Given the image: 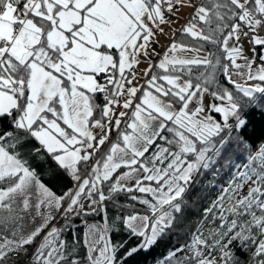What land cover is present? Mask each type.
<instances>
[{
	"label": "snow or ice",
	"instance_id": "6c2138e0",
	"mask_svg": "<svg viewBox=\"0 0 264 264\" xmlns=\"http://www.w3.org/2000/svg\"><path fill=\"white\" fill-rule=\"evenodd\" d=\"M256 110L264 0H0V264H264Z\"/></svg>",
	"mask_w": 264,
	"mask_h": 264
},
{
	"label": "trees",
	"instance_id": "16d2710c",
	"mask_svg": "<svg viewBox=\"0 0 264 264\" xmlns=\"http://www.w3.org/2000/svg\"><path fill=\"white\" fill-rule=\"evenodd\" d=\"M221 80L223 78L221 77ZM217 119L220 117L217 116ZM251 123L247 128V138L249 139L252 149L255 150L261 143H264V113H261L259 110L253 111L250 114ZM228 179L227 176L224 177L223 181H217L218 183H224ZM205 180H211V176L205 177ZM49 186L53 188L54 191L58 193L66 190L67 187H72V183L65 179L60 180H50ZM218 194L215 190H198L197 193L191 194L189 197V206L191 208V212L188 214L187 219L185 221V226L187 225H195V223L200 219L201 212L204 207L208 206V203L211 199H214ZM194 200H198L199 203H194ZM119 202L121 204L126 202V198L124 196L119 197ZM139 207V206H137ZM117 213V209L113 208L109 205V215L115 216ZM99 217L89 218V222H93L94 220H99ZM79 232L82 234L84 231L83 225L80 221L76 222ZM71 237H69L70 239ZM176 237L173 236L171 241H161L160 244L156 245L154 248L147 252H139L134 257L126 261V264H157V261L162 259L166 254L168 249L172 246L176 241ZM128 241L127 247H132L138 243L137 239H130L127 233H124L122 230L119 233H113V242H122ZM81 254L83 255V249H81ZM240 256L243 264H247L248 256L242 255L241 253H237Z\"/></svg>",
	"mask_w": 264,
	"mask_h": 264
},
{
	"label": "rangeland",
	"instance_id": "374dc122",
	"mask_svg": "<svg viewBox=\"0 0 264 264\" xmlns=\"http://www.w3.org/2000/svg\"><path fill=\"white\" fill-rule=\"evenodd\" d=\"M190 11H191V10H190V9H187V8H183V9L180 10L181 22L183 21V18L186 17L187 14H188V12H190ZM161 40H162V38H161ZM161 40H160V41H161ZM167 43H168L167 40H166V41H162V42H160L161 45H166ZM248 47H249V45L247 44V42H245V48H248ZM139 67H140V69L142 70L143 68L147 67V64H146V63H142ZM208 99H209V98L206 97V99H205V103L208 102Z\"/></svg>",
	"mask_w": 264,
	"mask_h": 264
},
{
	"label": "crops",
	"instance_id": "0c3cea01",
	"mask_svg": "<svg viewBox=\"0 0 264 264\" xmlns=\"http://www.w3.org/2000/svg\"><path fill=\"white\" fill-rule=\"evenodd\" d=\"M166 40H167V38L162 37V40H161L160 42H162V41H166Z\"/></svg>",
	"mask_w": 264,
	"mask_h": 264
}]
</instances>
